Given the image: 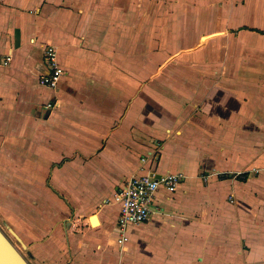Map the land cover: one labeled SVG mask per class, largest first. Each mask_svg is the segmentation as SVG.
<instances>
[{
    "label": "crops",
    "instance_id": "1",
    "mask_svg": "<svg viewBox=\"0 0 264 264\" xmlns=\"http://www.w3.org/2000/svg\"><path fill=\"white\" fill-rule=\"evenodd\" d=\"M148 172L185 178L122 245ZM0 226L31 264H264V0H0Z\"/></svg>",
    "mask_w": 264,
    "mask_h": 264
},
{
    "label": "built area",
    "instance_id": "2",
    "mask_svg": "<svg viewBox=\"0 0 264 264\" xmlns=\"http://www.w3.org/2000/svg\"><path fill=\"white\" fill-rule=\"evenodd\" d=\"M46 62L49 73L40 77V83L55 88L64 73L63 67L58 60L57 49L54 45L45 48ZM11 56L8 55L4 64H8ZM54 106L53 103L49 104ZM147 158H142L145 161ZM185 178L184 173H166L157 176L155 173L135 174L119 188L114 195V200L120 204L117 228L120 231L122 245L129 238V229L134 225H140L150 220L155 212L161 211L156 208V195L160 188L171 192L177 190ZM207 179V177H206Z\"/></svg>",
    "mask_w": 264,
    "mask_h": 264
},
{
    "label": "water",
    "instance_id": "3",
    "mask_svg": "<svg viewBox=\"0 0 264 264\" xmlns=\"http://www.w3.org/2000/svg\"><path fill=\"white\" fill-rule=\"evenodd\" d=\"M159 176V174H157ZM11 231L21 240L20 236L10 227ZM22 241V240H21ZM0 264H31L16 243L0 226Z\"/></svg>",
    "mask_w": 264,
    "mask_h": 264
},
{
    "label": "rangeland",
    "instance_id": "4",
    "mask_svg": "<svg viewBox=\"0 0 264 264\" xmlns=\"http://www.w3.org/2000/svg\"><path fill=\"white\" fill-rule=\"evenodd\" d=\"M1 227L8 234V236L16 243V245L19 248H21V243L19 242V239L13 234V232L11 231V229L9 230V228L7 226H1Z\"/></svg>",
    "mask_w": 264,
    "mask_h": 264
},
{
    "label": "bare ground",
    "instance_id": "5",
    "mask_svg": "<svg viewBox=\"0 0 264 264\" xmlns=\"http://www.w3.org/2000/svg\"><path fill=\"white\" fill-rule=\"evenodd\" d=\"M92 220H93V223L96 225V224H98V218L96 217V216H94L93 218H92Z\"/></svg>",
    "mask_w": 264,
    "mask_h": 264
}]
</instances>
